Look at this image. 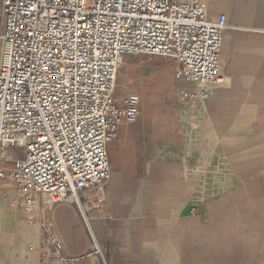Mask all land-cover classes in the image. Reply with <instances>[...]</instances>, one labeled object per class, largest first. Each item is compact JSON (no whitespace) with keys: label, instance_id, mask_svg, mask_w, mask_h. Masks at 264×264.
Returning <instances> with one entry per match:
<instances>
[{"label":"crops","instance_id":"0c3cea01","mask_svg":"<svg viewBox=\"0 0 264 264\" xmlns=\"http://www.w3.org/2000/svg\"><path fill=\"white\" fill-rule=\"evenodd\" d=\"M206 2L210 18L228 17L224 83L192 103L178 80L172 107L148 86L149 107L108 144L106 198H84L107 264H264V0ZM44 214L71 264H105L75 203ZM40 239L12 199L0 201V264H40L28 247Z\"/></svg>","mask_w":264,"mask_h":264},{"label":"built area","instance_id":"2783aa9c","mask_svg":"<svg viewBox=\"0 0 264 264\" xmlns=\"http://www.w3.org/2000/svg\"><path fill=\"white\" fill-rule=\"evenodd\" d=\"M228 17L208 16L206 0H0V201L38 226L40 264H71L47 209L75 203L95 253L85 196L106 198L108 144L140 118V103L117 94L128 54L174 59L206 101L224 83L221 52ZM37 210L43 214L38 217Z\"/></svg>","mask_w":264,"mask_h":264},{"label":"rangeland","instance_id":"374dc122","mask_svg":"<svg viewBox=\"0 0 264 264\" xmlns=\"http://www.w3.org/2000/svg\"><path fill=\"white\" fill-rule=\"evenodd\" d=\"M176 63L174 59L148 54H128L121 62L117 78V94H131L139 101L141 107H149L148 86L163 99H168L171 107L176 103L174 93L178 92ZM147 76L153 78L152 84H147ZM181 90L179 97L181 98ZM160 98H157L159 100ZM165 99V100H166ZM156 101V99L154 100Z\"/></svg>","mask_w":264,"mask_h":264}]
</instances>
